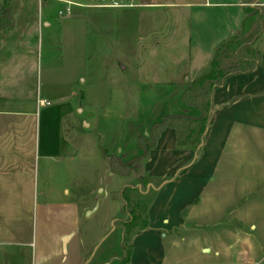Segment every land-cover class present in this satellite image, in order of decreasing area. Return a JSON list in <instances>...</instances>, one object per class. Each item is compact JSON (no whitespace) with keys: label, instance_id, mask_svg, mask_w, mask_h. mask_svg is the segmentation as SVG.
<instances>
[{"label":"crops","instance_id":"0c3cea01","mask_svg":"<svg viewBox=\"0 0 264 264\" xmlns=\"http://www.w3.org/2000/svg\"><path fill=\"white\" fill-rule=\"evenodd\" d=\"M186 6L211 12L207 24L215 29L206 47L189 52L186 82L179 86L154 79L140 82L135 91L126 85L118 94L103 96L96 85L85 91L80 75L48 80L36 95L28 93L32 77L28 80L27 73L36 63L29 49L19 50L27 31L18 26L13 7L15 26L0 31V264H166L165 240L186 229L188 214L205 204L215 184L220 194L226 184L236 183L228 169L240 165L248 144L263 146L264 32L256 46L263 66L229 78L214 92L199 148L179 147L176 131L167 128L140 176L112 172L114 156L124 162L142 156L138 139L149 137L164 117L200 116L182 101L188 84L211 71L216 49L242 27L244 8L264 7V0ZM18 8L27 14L22 3ZM133 94L139 95L137 101ZM102 98L116 107L110 114L101 113ZM155 99L161 103L157 110ZM84 106L90 108L88 119L77 118ZM124 190L130 201L149 206V226L132 237L129 262L123 231L116 227L128 219L120 199Z\"/></svg>","mask_w":264,"mask_h":264},{"label":"rangeland","instance_id":"374dc122","mask_svg":"<svg viewBox=\"0 0 264 264\" xmlns=\"http://www.w3.org/2000/svg\"><path fill=\"white\" fill-rule=\"evenodd\" d=\"M204 1H14L18 26L27 31V38L18 41L19 50L29 49L36 63L33 72L27 68L34 85L28 81L33 89L26 90L36 95L48 80L79 75L83 89L96 85L100 96L118 94L126 85L135 91L140 82L154 79L184 84L189 52L206 47V38L215 36L214 25L207 24L211 12L186 6ZM21 3L26 15L19 11ZM138 96L133 94V100ZM152 105L157 110L161 103L155 99ZM110 106L104 99L101 113L116 108ZM83 109L85 113L79 109L75 116L88 119L90 108ZM238 160L239 166L228 169L236 183L226 184L220 194L215 184L205 204L188 214L186 229L165 240L166 264H246L264 254V144H248Z\"/></svg>","mask_w":264,"mask_h":264},{"label":"trees","instance_id":"16d2710c","mask_svg":"<svg viewBox=\"0 0 264 264\" xmlns=\"http://www.w3.org/2000/svg\"><path fill=\"white\" fill-rule=\"evenodd\" d=\"M14 1L4 0L0 7V31H6L15 26L13 18ZM263 32L264 7H245L242 27L216 49L211 71L189 83L182 96L184 104L197 109L200 116L164 117L160 123L152 127L149 137L138 139L142 156L129 162H124L119 156H114L110 159L112 172L121 177L140 176L144 169V162L156 148L159 137L167 128L176 131L179 147L199 148L213 112L214 92L223 87L229 78L251 74L263 66L262 55L256 47ZM126 193L127 191L124 190L120 194V199L124 203L128 219L117 221L116 227L123 231L124 260L129 262L132 254V237L149 226V206L143 202L130 201L126 197Z\"/></svg>","mask_w":264,"mask_h":264},{"label":"built area","instance_id":"2783aa9c","mask_svg":"<svg viewBox=\"0 0 264 264\" xmlns=\"http://www.w3.org/2000/svg\"><path fill=\"white\" fill-rule=\"evenodd\" d=\"M40 1H44V0H40ZM68 6H71V4L69 3ZM67 13L68 14L70 13V8L67 9ZM61 15L63 14L61 13ZM41 104L43 106L48 105L46 102H41ZM246 264H264V254L258 258L253 259L251 262Z\"/></svg>","mask_w":264,"mask_h":264}]
</instances>
